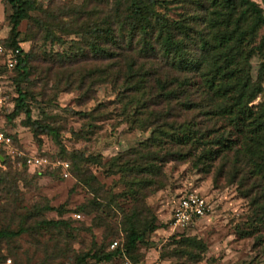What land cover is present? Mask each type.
Here are the masks:
<instances>
[{
	"label": "rangeland",
	"instance_id": "rangeland-1",
	"mask_svg": "<svg viewBox=\"0 0 264 264\" xmlns=\"http://www.w3.org/2000/svg\"><path fill=\"white\" fill-rule=\"evenodd\" d=\"M91 1L38 0L37 3L46 11H59L63 5L80 6L85 2L86 10L90 11L92 7L105 8L103 4L107 0H97L102 4L98 6ZM160 1L166 4L165 8L160 6V14L170 23L177 21L184 26L191 62L188 68L194 69L189 70V75L194 79L192 83H196L190 88L196 108L183 112L178 105L175 122L201 124L211 131L210 139L223 137L232 148L214 147L213 151H221L217 158L204 162L198 169L193 167V158L164 164V186L144 200L157 219L158 229L146 234L134 252L112 263L88 259L84 264H120L124 260L133 264H264V218L261 217L264 182L256 183L235 163L234 153L239 144L228 119L205 114L215 113L226 102L211 100L210 94L205 96V81L199 78L202 74L211 77L212 61L217 53L229 52L241 54L237 66L242 69L243 79L263 82L264 26L254 29L255 15L240 4L234 11L231 26L225 28L218 19L227 12L220 0L215 5L213 0ZM251 1L264 7L260 0ZM10 14L9 6L0 0V134L10 139L9 145L0 144V231L15 234L0 240V264H80L84 255L107 252L111 250V242L124 241V214L117 205L126 214L131 213L133 201L127 195L128 183L135 178L118 172L111 166L112 160L126 155L130 160L134 156L130 154L136 150L141 154L151 151L164 155L171 146H160V135L153 131L154 127H144L141 117L132 124L120 116L128 108L126 102L118 101L121 86L115 89L111 83L99 84L102 72L106 71L107 76L112 73L111 61L95 59L85 49L81 35H65L68 28L64 29L63 24L75 16L70 19L62 16L61 24H47L51 29H40L34 21L22 22L17 41L33 38L31 44L20 45L25 53L30 52L27 78L24 80L20 72L11 71L9 66L10 70L7 69L5 51L9 49L10 26L6 18ZM32 18L43 20L44 15L34 12ZM236 20L240 21L237 29ZM212 25L215 28L209 32L208 26ZM221 34H233L234 38L224 50H216L212 47V36ZM35 35H39L37 39ZM204 41L208 43L206 47ZM196 67L200 69L196 71ZM176 75L182 80L185 73L178 71ZM18 88L26 94L25 109L30 111L31 120L49 127L47 135L35 137L24 124V112L14 115ZM259 104H264V96L257 97L250 106ZM78 154L87 160L81 167H87L104 186L105 191L97 195L98 201L104 206L113 201L111 208L99 216L90 212L92 192L73 174L72 158ZM29 158L46 161L40 166V174L29 167ZM59 163L68 164L67 177L59 171ZM153 179L156 180L154 176ZM190 195L204 198L208 212L183 233L174 231L173 210L181 198ZM98 217L105 219L99 227ZM43 221H63L65 225L43 226Z\"/></svg>",
	"mask_w": 264,
	"mask_h": 264
},
{
	"label": "trees",
	"instance_id": "trees-1",
	"mask_svg": "<svg viewBox=\"0 0 264 264\" xmlns=\"http://www.w3.org/2000/svg\"><path fill=\"white\" fill-rule=\"evenodd\" d=\"M217 1L219 0H213L212 4L215 5ZM260 1L264 2V0ZM4 2L11 11L6 18L10 26L9 49L5 51L7 52L6 61L13 59L14 55L16 60L11 71L20 72L19 76L24 80L27 78V59L30 52L25 53L20 45L31 44L33 38L17 41L20 36L19 26L22 22L34 21L40 29L47 27L51 29V22L61 24L62 16H68L69 19L75 16L69 23L63 24L64 29L68 28L65 35H81L85 49L95 59L101 62L111 61L112 73L107 76L106 71L102 72L99 84L111 83L115 89L121 86L118 101L126 102L128 108L122 111L120 116L126 117L132 124L138 122L141 117L144 127H154L153 131L160 135V146H171L164 155L151 151L141 154L139 150H136L130 154L137 157L135 160H133L134 156L128 160L127 155L118 156L112 160L111 166L118 172L134 175L135 178L133 182L128 183L127 195L133 201L131 213L126 214L127 211L117 205L118 210L124 214L122 223L124 241L121 244L117 242V245L107 252H94L81 257L82 264L88 259L96 263H112L134 252L146 234L158 229L157 219L146 208L144 200L149 196L148 194L164 186L163 165L193 158L195 159L193 167L198 169L204 162L217 158L221 151H213L214 147L220 149L228 146L229 141L223 137L210 139L211 131L201 124L196 126L175 122L177 116L174 112L178 105L183 112H190L192 108H196L191 100L190 88L194 84L192 83L194 79H191L189 70L194 71V69L188 68L191 62L187 55V34L183 30L184 26L177 21L170 23L164 15L160 14V6L166 7L165 2L160 0H107L103 4L105 8L98 10L92 7L90 11L86 10L87 4L84 2L80 6L63 5L58 8V12L55 9L50 11L42 9L37 3L38 0H4ZM91 2L97 6L102 5L97 0ZM220 2L227 9L226 14L221 13L218 16V19L222 20L220 26L223 25L225 28L231 26L237 4L246 6L255 15L254 29L264 26V7H260L257 3L251 0H220ZM34 12L43 14L44 19L32 18ZM49 23L50 25L47 26ZM239 23L240 21L236 20L235 29L238 28ZM211 28L214 29L215 26H208L209 32ZM37 36L39 35H35L34 39H37ZM48 36H51V33ZM233 38V34L212 36L213 46H211L216 50H224ZM58 41L60 42V39ZM237 42L242 43L239 40ZM207 45V41H204V46ZM237 58H241V54L217 53V58L212 61L214 72L211 77L207 74L199 76L200 81H205L203 91L205 96L210 94L211 100L226 102L223 107L216 108L215 113L211 111L205 114L225 116L228 119L229 125L235 132V142L239 144V148L234 153L235 163L243 167L249 178H254L256 183L258 180L264 182V104H259L257 107L250 106L257 97L264 96V81L251 83L250 78L243 79L242 69L237 66ZM218 62L223 63L220 65ZM262 67L264 68V65ZM6 68L9 69L7 64ZM199 69L195 68L196 71ZM178 71L185 73L182 80L176 75ZM17 94L14 115L24 112V124L33 131L35 137L47 135L49 127L32 121L30 111L25 109L27 107L24 103L26 98L24 91L18 88ZM79 114L87 116L84 113ZM227 148L230 150L232 147ZM86 162L87 160L79 154L76 158H72L73 174L80 184L85 185L92 192L94 198L89 204L90 212L97 215L101 212L104 214V210L111 208L113 201L109 200L110 203H107V206L98 201L97 195L105 191L104 186L87 167H81ZM157 162L160 165H156ZM63 165H67L66 170L63 169ZM40 169V167H34V172L36 170V173L40 174ZM58 169L61 174L69 175L67 163H59ZM261 217L264 218V207L261 209ZM104 221L105 219L98 217L96 225L99 227ZM42 225L58 227L65 223L43 221ZM11 236L15 234L0 231V240ZM114 242L116 241L111 242L110 247Z\"/></svg>",
	"mask_w": 264,
	"mask_h": 264
},
{
	"label": "built area",
	"instance_id": "built-area-1",
	"mask_svg": "<svg viewBox=\"0 0 264 264\" xmlns=\"http://www.w3.org/2000/svg\"><path fill=\"white\" fill-rule=\"evenodd\" d=\"M1 50V49H0ZM16 64L15 55L13 59L8 61V66L12 68ZM264 90V84H263ZM0 144L9 145L10 139L4 137L3 134H0ZM46 163L45 160L41 158H29L27 164L32 167H40ZM65 170L67 165H63ZM64 177H67V173H64ZM208 212V206L204 198L198 197L196 195H190L183 197L177 203L175 209L173 210V217L171 220V228L177 232H183L187 227L205 217ZM117 245V242H114L111 245L113 249ZM120 264H132L128 260H124Z\"/></svg>",
	"mask_w": 264,
	"mask_h": 264
}]
</instances>
